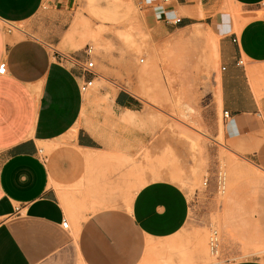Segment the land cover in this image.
Segmentation results:
<instances>
[{
  "label": "crops",
  "instance_id": "0c3cea01",
  "mask_svg": "<svg viewBox=\"0 0 264 264\" xmlns=\"http://www.w3.org/2000/svg\"><path fill=\"white\" fill-rule=\"evenodd\" d=\"M225 3L231 14L222 12ZM71 5L0 0V64L7 65L0 74V264L197 262L202 256L186 229V193L172 182L153 181L124 204L120 167L115 174L108 168L120 150L102 147L79 127L81 85L90 77L61 53L52 55L42 39L17 30L45 8L65 16ZM162 11L167 20L183 18L184 27L202 22L219 33L225 139L264 154V0H176ZM133 102L127 93L115 99L126 110ZM243 213L252 221V210ZM225 264H264V255Z\"/></svg>",
  "mask_w": 264,
  "mask_h": 264
},
{
  "label": "rangeland",
  "instance_id": "374dc122",
  "mask_svg": "<svg viewBox=\"0 0 264 264\" xmlns=\"http://www.w3.org/2000/svg\"><path fill=\"white\" fill-rule=\"evenodd\" d=\"M228 5L222 12L231 14ZM163 8L168 7L161 0H72L65 16L45 8L17 30L45 41L52 55L93 48L96 76L84 95L79 127L102 147L120 150V159L114 153L108 168L115 174L120 167L124 204L153 181L172 182L186 193V229L202 257L181 264L261 257L264 154L225 139L221 36L202 22L167 25ZM119 93L133 97L130 110L115 105ZM244 210H252V221ZM213 230L219 234L217 255L210 243Z\"/></svg>",
  "mask_w": 264,
  "mask_h": 264
},
{
  "label": "built area",
  "instance_id": "2783aa9c",
  "mask_svg": "<svg viewBox=\"0 0 264 264\" xmlns=\"http://www.w3.org/2000/svg\"><path fill=\"white\" fill-rule=\"evenodd\" d=\"M176 0H161V2L169 7L171 6ZM165 22L168 25H173V26H179L183 23V18L181 17H174L171 20H167L165 18ZM234 42H236V40H234ZM92 56H93V48L91 46H88L84 52L82 53H71V54H61V59H63L64 61H67L69 63H71L73 66L79 67L81 68V70L83 71V73L87 76H89L90 78H87L86 80H84V82L81 85V92L82 94H87L89 92V90L93 87L94 81H95V62L92 61ZM244 64L243 60H239L237 65L241 66ZM222 70H226V68H222ZM7 73V65L6 63H2L0 64V74H6ZM224 118L228 119L229 118V113L228 112H224ZM69 226V222L68 221H64L63 222V228L64 229H68ZM218 238H219V234L217 230H213L211 231V237H210V243L212 245L213 248V252L217 255L218 252ZM217 264H225V263H217Z\"/></svg>",
  "mask_w": 264,
  "mask_h": 264
},
{
  "label": "bare ground",
  "instance_id": "6f19581e",
  "mask_svg": "<svg viewBox=\"0 0 264 264\" xmlns=\"http://www.w3.org/2000/svg\"><path fill=\"white\" fill-rule=\"evenodd\" d=\"M88 159V158H87ZM221 188L222 189H224V187H225V182H224V180L223 179H221ZM212 253H213V250H212ZM217 254H218V252H217Z\"/></svg>",
  "mask_w": 264,
  "mask_h": 264
}]
</instances>
